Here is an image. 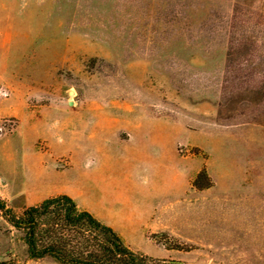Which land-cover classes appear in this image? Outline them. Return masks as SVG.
<instances>
[{
	"label": "rangeland",
	"instance_id": "1",
	"mask_svg": "<svg viewBox=\"0 0 264 264\" xmlns=\"http://www.w3.org/2000/svg\"><path fill=\"white\" fill-rule=\"evenodd\" d=\"M203 167L212 186L183 221L170 210L165 230L123 243L164 264H264V0H0V199L14 213L112 196L119 180L129 198L104 199L111 219L137 208L123 205L134 190L148 216L197 190ZM22 238L0 212V262L60 264Z\"/></svg>",
	"mask_w": 264,
	"mask_h": 264
},
{
	"label": "trees",
	"instance_id": "2",
	"mask_svg": "<svg viewBox=\"0 0 264 264\" xmlns=\"http://www.w3.org/2000/svg\"><path fill=\"white\" fill-rule=\"evenodd\" d=\"M192 186L197 190L212 186L205 167L198 172ZM0 212L15 230L22 233L32 259L50 257L60 264L165 263L129 249L112 228L80 209L67 195L45 198L18 214L0 199Z\"/></svg>",
	"mask_w": 264,
	"mask_h": 264
},
{
	"label": "crops",
	"instance_id": "3",
	"mask_svg": "<svg viewBox=\"0 0 264 264\" xmlns=\"http://www.w3.org/2000/svg\"><path fill=\"white\" fill-rule=\"evenodd\" d=\"M94 131H99L101 129H104L103 126L101 128H98V126H93ZM142 128V125L140 126H133V129L140 130ZM116 126L113 124H108L106 126V131L115 137H119L116 134ZM157 130H155L156 132ZM99 133H91L88 135V139L90 141L96 139L99 135ZM120 142H124L123 144H130L133 140V136L131 134L124 135L122 134V138L117 139ZM96 154L102 155V159H106L105 154L102 152L101 148H97L95 150ZM87 164L90 163L89 157H86ZM92 163H97L96 160L93 158ZM162 168V165L160 166V169ZM198 174V171L196 172ZM116 187H114L112 190H116V193L112 196H109L106 193L98 194L96 193V190H79L75 193H63L57 195H67L70 198H72L75 203L78 205V207L84 211L89 212L91 215H93L97 220H99L102 224L112 228L121 238L123 241H128L127 237L131 233L138 234L141 238H145V236L148 234L155 233L157 231H160V229L165 230V227H167V217L170 214L169 211L173 210L174 212H178L176 214L175 220L183 221L181 219L184 214L182 213V206H189L196 200L199 201L200 191L199 190H181V199H175L174 201H165L161 203L160 205H155L153 207L151 213L146 216V210H144V207L148 206L149 200H151V196L145 195L144 192L138 193L137 196H135V191L138 190H131L134 193L132 194V197L129 201L124 203L123 205L127 206H135L137 208H134V211H128L126 208L123 207V213L122 218L119 222H115L113 219H111L110 211H108L104 206V199L107 198L109 200H113L115 197H120L122 194L125 198H129L126 194L128 190H123V187H120L119 180L115 181ZM134 182V181H132ZM206 191V190H204ZM203 191V192H204ZM209 191V190H208ZM206 193V192H205ZM56 196V195H54ZM142 196V197H141ZM137 197H141L137 199ZM138 203V204H137ZM178 205V206H176ZM150 206V205H149ZM184 206V207H185ZM161 221V223L159 222ZM180 223H176L178 225ZM162 227V228H160Z\"/></svg>",
	"mask_w": 264,
	"mask_h": 264
}]
</instances>
